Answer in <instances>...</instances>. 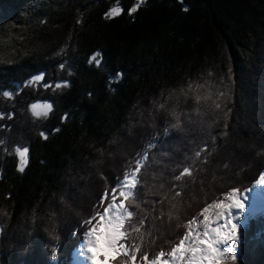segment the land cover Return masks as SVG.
I'll return each mask as SVG.
<instances>
[{
	"label": "trees",
	"instance_id": "16d2710c",
	"mask_svg": "<svg viewBox=\"0 0 264 264\" xmlns=\"http://www.w3.org/2000/svg\"><path fill=\"white\" fill-rule=\"evenodd\" d=\"M40 101L47 117L31 112ZM0 117V264H68L145 155L124 240L136 264L168 257L205 209L264 175V0H0ZM238 235L224 264H264V215Z\"/></svg>",
	"mask_w": 264,
	"mask_h": 264
},
{
	"label": "snow or ice",
	"instance_id": "6c2138e0",
	"mask_svg": "<svg viewBox=\"0 0 264 264\" xmlns=\"http://www.w3.org/2000/svg\"><path fill=\"white\" fill-rule=\"evenodd\" d=\"M136 11L137 7H133L129 14ZM120 14L121 8H111L110 11L105 13V18L114 19ZM100 56L101 53L97 51L88 59V63L92 64L94 62L96 66L99 67L101 65V60L97 59V57ZM59 67L63 69L65 64L61 63ZM116 75L119 76L122 75V73H117ZM33 79L35 81H40L44 79V76L43 74H37ZM112 79H115V77H112ZM51 86L52 84L45 81L44 87ZM54 86L59 88L61 84L55 83ZM64 86H70V82L65 81ZM11 94L10 91H3L5 97ZM89 95H91V93H89ZM196 100L199 102L200 97L197 96ZM52 107L53 105L51 103H33L30 109L35 117H47ZM161 107H163V105H161ZM217 107H219V105H217ZM172 115L175 116L176 113L173 111ZM178 125L179 120H177V124L173 125V127H177ZM56 131H59V129H56ZM167 131L166 129V134ZM40 135L43 139L48 138L43 131ZM151 146L154 147L155 145ZM16 152L19 157L18 170L23 172L28 162L27 155L29 149L27 147L23 149L18 147ZM200 154L199 151L196 153L197 156H200ZM146 159V155L141 159H137L131 171H126L122 177L114 179V187L111 189V192L105 193V199L110 198V202L102 209V212L97 213L98 220H96V223H92L91 221L86 222L91 226L82 234L83 244L80 251L86 257L89 264H97V257L94 255L93 250L101 249L102 245L107 253H115L117 256L123 253L125 257L131 260L132 264H136L137 257L134 253L131 255L129 254V249L126 247L127 241L124 240L126 231H128L125 227V217H132L133 215L125 206L124 201H127L130 196L134 195L139 182L138 174L141 171L142 160ZM188 171V168L184 169L185 173ZM180 179L181 176L177 175L176 180ZM256 184L264 185V175H260ZM118 189L120 190L117 191ZM250 191L251 188L245 189L244 192H240L239 189H232L227 203H216L215 207L219 209V211L214 214V219L209 220L206 217V222L202 231L193 233V230L189 229L175 247H172L170 252H168V258H165L164 251H160L154 259L149 260V256L145 253L142 257L144 264H224V260L227 258L228 254H231L232 260H236L237 257L234 253L232 243L239 239V227L234 221L236 220L237 210H244V201L248 199L247 193ZM176 195L179 196L180 193L177 192ZM206 211L207 209H205V212ZM93 219H96V217H93ZM121 241L124 242L122 243ZM136 250L139 251L138 248ZM106 259L107 255L101 254L99 257L100 264H103ZM114 259L115 256L113 257V260ZM108 264H112V261H108Z\"/></svg>",
	"mask_w": 264,
	"mask_h": 264
},
{
	"label": "rangeland",
	"instance_id": "374dc122",
	"mask_svg": "<svg viewBox=\"0 0 264 264\" xmlns=\"http://www.w3.org/2000/svg\"><path fill=\"white\" fill-rule=\"evenodd\" d=\"M142 1L143 0H137V3H141ZM38 103L45 104V103H49V102L40 101ZM261 188H264V185L255 184V188L250 192V194L254 195L253 197H258V199L260 201L258 204H253L252 206H249L248 201L252 200L251 198L248 201L247 200L244 201V203L247 204L245 206L246 210L241 214V216L236 218V220L234 221L238 224V227H241L242 225H244L246 223V220L248 217H252V216H255L257 214H261L264 211V197L262 195H260V193H259ZM230 193L226 197H224L223 202H225V203L228 202V197H229ZM217 211H219V209H217L215 207V205L209 206L207 208V211L205 212L203 218L193 221L189 229H192L193 233L198 232V231H202L204 224L206 222V217L209 220L214 219V214ZM232 247H233L234 253H235L237 251V241L232 243ZM102 248H103V245H102ZM103 252H107V251L104 249ZM107 257H108V253H107ZM103 264H107V262H104Z\"/></svg>",
	"mask_w": 264,
	"mask_h": 264
},
{
	"label": "bare ground",
	"instance_id": "6f19581e",
	"mask_svg": "<svg viewBox=\"0 0 264 264\" xmlns=\"http://www.w3.org/2000/svg\"><path fill=\"white\" fill-rule=\"evenodd\" d=\"M259 193H260V195H262L263 197H264V188H261L260 189V191H259ZM248 195V197H253L254 195L253 194H247ZM250 199V198H249ZM249 201H252V200H249ZM238 213V212H237ZM237 213H236V215H237ZM222 223V222H221ZM94 251V254H96V252H97V250L96 249H94L93 250ZM98 264V263H97Z\"/></svg>",
	"mask_w": 264,
	"mask_h": 264
}]
</instances>
